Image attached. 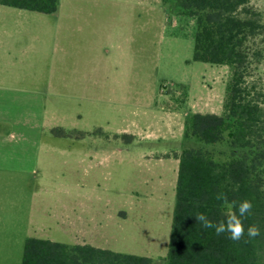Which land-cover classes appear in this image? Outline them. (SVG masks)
<instances>
[{
	"label": "rangeland",
	"instance_id": "1",
	"mask_svg": "<svg viewBox=\"0 0 264 264\" xmlns=\"http://www.w3.org/2000/svg\"><path fill=\"white\" fill-rule=\"evenodd\" d=\"M251 1L264 15V0ZM103 2L111 17L132 16L140 25L139 113L144 135L163 122L158 117L169 97L186 112L208 102L224 112L232 72L228 66L193 60V19L171 13L161 0ZM11 20L15 19L0 14V25L12 24ZM262 48L264 53V44ZM255 75L264 86V60ZM79 107L83 109L76 111ZM84 109V104L73 103L56 108L47 116L52 130L45 129L42 138L36 139V163L26 168V160L22 169H0V264H22L29 238L89 244L164 263L176 205L177 156L200 143L133 139L123 133L119 137L117 129L133 113L128 111L123 120L120 117L116 126L117 112L109 111L107 122L97 109L91 115ZM107 130L108 137L98 139ZM70 180L83 185L60 192V184L68 186Z\"/></svg>",
	"mask_w": 264,
	"mask_h": 264
},
{
	"label": "trees",
	"instance_id": "2",
	"mask_svg": "<svg viewBox=\"0 0 264 264\" xmlns=\"http://www.w3.org/2000/svg\"><path fill=\"white\" fill-rule=\"evenodd\" d=\"M60 1L0 0V5L54 14ZM161 2L171 13L195 21L194 61L228 66L232 72L223 114L194 113L186 121L185 138L200 144L178 154L176 205L163 264H264V86L255 75L264 60V15L251 0ZM218 192L229 202H252V214L244 220L249 242H234L196 224L197 213L214 223L223 219ZM253 224L260 235L249 240L247 227ZM22 264L158 263L89 244L29 238Z\"/></svg>",
	"mask_w": 264,
	"mask_h": 264
},
{
	"label": "crops",
	"instance_id": "3",
	"mask_svg": "<svg viewBox=\"0 0 264 264\" xmlns=\"http://www.w3.org/2000/svg\"><path fill=\"white\" fill-rule=\"evenodd\" d=\"M0 14L15 19L0 25V169H22L26 160V168L36 163V139L52 130L47 116L64 104H84L89 115L97 109L107 122L109 111L117 112L116 126L120 117L133 113L116 131L133 139H186L192 114H223L215 102L186 112L169 97L158 117L163 122L144 135L140 25L132 16L111 17L103 0H61L54 14L8 6L0 7ZM106 133L98 139H106ZM60 185V192L69 193L83 184ZM87 186L88 180L85 191Z\"/></svg>",
	"mask_w": 264,
	"mask_h": 264
},
{
	"label": "clouds",
	"instance_id": "4",
	"mask_svg": "<svg viewBox=\"0 0 264 264\" xmlns=\"http://www.w3.org/2000/svg\"><path fill=\"white\" fill-rule=\"evenodd\" d=\"M215 198L217 201L223 202L224 210L221 213L223 219L214 223L206 214L197 213L194 217L196 224L204 229H214L217 236L227 234V238L234 242H249L248 240H244V220L252 214V202L249 200L229 202L226 194L223 192H218ZM259 235L260 228L257 225L253 224L247 227V237L249 240Z\"/></svg>",
	"mask_w": 264,
	"mask_h": 264
}]
</instances>
